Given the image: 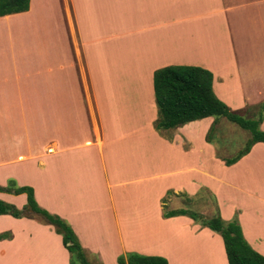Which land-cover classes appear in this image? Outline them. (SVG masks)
I'll use <instances>...</instances> for the list:
<instances>
[{
    "label": "crops",
    "instance_id": "0c3cea01",
    "mask_svg": "<svg viewBox=\"0 0 264 264\" xmlns=\"http://www.w3.org/2000/svg\"><path fill=\"white\" fill-rule=\"evenodd\" d=\"M168 66L210 71L239 115L264 104V0H29L1 16L0 187L11 192L0 200L22 210L13 190L31 188L99 264L126 253L228 264L220 235L162 217L209 196L264 257V143L226 166L234 155L218 148L236 144L213 118L156 130L153 76ZM0 264H69V253L52 226L4 214Z\"/></svg>",
    "mask_w": 264,
    "mask_h": 264
},
{
    "label": "trees",
    "instance_id": "16d2710c",
    "mask_svg": "<svg viewBox=\"0 0 264 264\" xmlns=\"http://www.w3.org/2000/svg\"><path fill=\"white\" fill-rule=\"evenodd\" d=\"M29 0H0V17L21 13L28 10ZM212 73L197 66H168L154 72L153 89L158 118L154 123L156 130H169L187 123L211 117L216 124L220 119L236 124L245 130L249 137L243 149L234 157L224 159L226 166H231L245 156L258 142L264 143V132L259 129L263 118L264 104H260L249 117L231 111L215 96L212 90ZM215 127L208 131L207 139L212 136ZM0 191L11 192L1 188ZM25 193L27 203L22 210L0 200V215L14 218L27 217L50 225L62 237L63 245L69 253V264H94L87 259L72 229L59 217L40 209L33 197V190L28 187L13 190ZM172 195V192H168ZM187 216L201 227L208 228L220 235L228 264H264V257L255 252L245 241L236 220L223 221L218 214L207 217L188 209L163 210V218ZM118 264H167L163 257L145 256L138 253H126L118 256Z\"/></svg>",
    "mask_w": 264,
    "mask_h": 264
},
{
    "label": "rangeland",
    "instance_id": "374dc122",
    "mask_svg": "<svg viewBox=\"0 0 264 264\" xmlns=\"http://www.w3.org/2000/svg\"><path fill=\"white\" fill-rule=\"evenodd\" d=\"M252 112H255V109L248 108L246 112L244 113V115L242 116L249 117L248 115H251ZM218 130H220L219 136L222 137L224 141L225 140L228 141L231 139L233 143L236 144V148H233L232 150H229L227 146H223V149L218 148L219 153L221 155H226V156L235 155L237 151H240L241 149H243V147L246 144V141L248 140V133L245 130L240 129L236 124L231 123L224 118L220 119V121H218V123L216 124V131ZM211 135L214 136L216 135V133L213 132L211 133ZM12 183L14 182H11V183L8 182V184L5 187L11 186ZM2 192L4 191H0V193ZM179 201H180V204H178L175 207L179 208V207L184 206V207L191 209L192 211L204 213L206 216H212L214 213L215 204H214V201L210 199L209 196H205L203 199L195 200L191 202L190 204H186V201H184L183 197L180 198ZM86 256L89 261L93 262L94 264H99L94 257L89 256L88 254H86Z\"/></svg>",
    "mask_w": 264,
    "mask_h": 264
}]
</instances>
